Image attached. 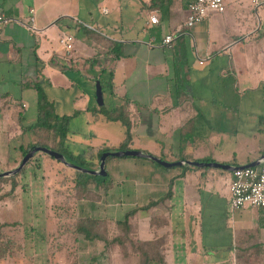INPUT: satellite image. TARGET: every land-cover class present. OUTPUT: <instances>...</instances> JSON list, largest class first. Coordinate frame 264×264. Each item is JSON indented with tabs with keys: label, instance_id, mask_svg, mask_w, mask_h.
<instances>
[{
	"label": "crops",
	"instance_id": "1",
	"mask_svg": "<svg viewBox=\"0 0 264 264\" xmlns=\"http://www.w3.org/2000/svg\"><path fill=\"white\" fill-rule=\"evenodd\" d=\"M81 1L30 0L31 5L27 9L22 0H16L14 5L7 4L4 0L0 2V14L13 19L0 29V132L3 131L2 133L6 138L10 139L9 128L14 125L19 129V132H16L12 139L17 138V133L18 136L20 134L19 122L14 117L16 106L13 103L16 100H19L21 104L19 107H21V121L24 125L29 124L25 118L27 116L32 118L33 116H30L29 112L26 111L32 99L29 91L33 90L36 93L32 87L33 83L47 84L48 87H59L62 90L74 87L73 80L67 76V72L64 73L60 70L59 64L74 67L76 63L78 65L82 62L83 65H79V68L88 66L89 69L98 72L104 69L106 75L111 74L113 94L110 92L111 95H109L111 99L120 100V104L115 106L122 105L124 98L129 101L128 110L132 121L131 149L150 152L144 149L145 145L144 147L140 143L135 145L137 140L144 138L146 143L149 142L148 147L151 150V155L170 156L171 158L164 159L169 162L194 160L189 159L193 156L203 157L204 154L201 150L210 146L206 140L212 139L213 132L214 139L212 141L217 140L219 126L215 119H210L207 123L208 131L203 132L200 129L193 131V138L190 137V139L196 140L195 146L190 144L188 139L185 141L184 147H181L179 142V148L174 151V142L170 144L162 142L172 140L174 132H182L185 126L189 124L188 119L192 115L190 98L206 99L209 93V100H211L216 89L218 97L221 98L227 97V93L234 89L238 92L241 89L245 93L261 92V97L264 98L262 96L264 93V0H258L257 4L252 3L251 0H224L225 10L219 14L223 22L228 19L226 17L229 14V5L232 7L231 11L236 14L241 6L244 16L242 23L234 24L236 28L234 32L244 33V35L240 52H234L233 55L232 51L236 43L233 45L230 42V37L225 31L218 34L214 30L212 14L198 23L200 26L194 28L193 43L189 36H184L182 40L177 42L174 49L170 50L159 46L157 42L160 41L161 37L183 21L181 17L176 22H172V18L183 12L187 14L188 3L192 0H172L170 4L165 2L163 8L157 9H146L144 4H148L150 0L144 2L140 7V12L145 14L141 20L140 31L147 34L144 37L127 41H122L121 36L116 37L109 33L116 25L114 22L116 20L115 15L113 20L99 18L97 14H92L88 5L86 8L85 3L81 5ZM103 2H108L112 7H116L117 0H103ZM30 11L33 12L36 32H33L27 24L21 23L29 17ZM102 11L104 16H109L112 10L103 7ZM152 12L157 13L159 17L158 26H148V16ZM61 18L62 20H59ZM78 23L98 29L109 40L121 42L124 56L117 60L105 56L106 49L88 40L82 31V38L77 39L67 29L71 27L78 29ZM204 23L206 36L201 35L203 30L201 24ZM147 26L148 29H146ZM152 30H158V35L149 34ZM62 33L70 34L74 38L73 50L70 52H67L60 43L59 38ZM151 37H154L156 41L153 45L148 44ZM227 46L229 47L227 48ZM198 49L204 53V58H209L208 61L212 60L215 54L218 55L217 59L230 54V60L233 61L232 66L240 67L241 72L232 71V76L236 78L228 83L223 78V72H226L225 75H227V68L219 69L218 79L215 76V79L211 78V68L204 72L196 71L195 68L207 65L205 62L200 63ZM164 50H169L171 53L165 54ZM169 56L174 61L176 58L183 59L184 63H190L189 59L192 56L195 59L191 67H188V71H184L180 75L184 78L182 80L186 82L183 95L181 93L173 95L174 92L170 89L175 76L170 73L169 64L171 60L168 65L165 64L170 59ZM89 59H96L97 66L90 67L88 63H85ZM219 62L221 61L219 60ZM207 66H212V64ZM173 69L175 70L174 67ZM176 70L178 71V68ZM180 70L182 69L180 68ZM71 71L75 72L74 70ZM191 71L195 78H203L206 83L209 81L212 85H201L193 90L192 79H190L192 77ZM236 72L237 74H235ZM93 83L95 82L93 81ZM238 100H242V98L238 97ZM239 105H242V102ZM244 105L247 108H252L248 114L251 117L254 116V119L238 120L236 133L240 135L238 136L240 139L241 134L253 138L256 141L255 146L245 151L248 146L244 149V143L242 147H237L238 149L228 150L229 153H226L225 157H217L215 162L239 167L258 162L264 158V109L262 110L260 106H255L249 101ZM202 135H206V137H202ZM151 162L156 163L153 160ZM139 165L142 169L145 165L150 168L146 163ZM184 165L187 164L179 166ZM157 171L159 170H154L155 177L158 176ZM182 173L180 170H162L160 180L155 179L154 176L153 181H150L153 177H148V180L143 182L135 180L131 186L132 192H135L138 199H143L145 196L149 199L141 205L138 203L132 207L137 210L135 216L130 218L135 228V239L158 241L163 264H264V209L243 207L233 211L230 220L227 218L222 220L220 227L217 219L211 234L210 249L204 250L205 247L201 249L204 244H197L193 239L194 235H199L198 232L195 233L197 230L196 219L194 216H191L190 219V216H185L187 205L191 198H194L193 204H199L200 199L202 202V197H207V200L211 201L213 205L219 203V193L214 188L213 183L226 179L228 184L226 191L229 193L232 175L231 173L211 171L204 174L205 172L202 173L201 170H193L190 172V176L198 182L197 186L194 183L189 185ZM216 174H219L220 177H213ZM163 176L166 179L162 178ZM204 178L207 180L202 183L201 179ZM206 185L209 186V194H204L205 191L202 190ZM169 187L172 189L169 190ZM173 189L174 191H172ZM220 202L222 203V201ZM149 203H152L149 208L142 209L144 205ZM144 220L146 221L145 224ZM191 220L194 223H190ZM141 224H143L142 227ZM187 224L193 227L189 228ZM143 232L145 235L141 234ZM225 233L228 239L224 244L221 239ZM95 243L83 242L81 246L85 248L94 247L96 246ZM100 247L102 249V244ZM101 249L97 252L95 250L93 253H99ZM225 252L226 255L223 256ZM89 260L84 264L96 263L92 262L91 258ZM77 264L82 263L77 260ZM97 264L104 263H99L97 259ZM105 264H138V262L132 258H124L118 253H113ZM147 264H161V262L157 260Z\"/></svg>",
	"mask_w": 264,
	"mask_h": 264
},
{
	"label": "rangeland",
	"instance_id": "2",
	"mask_svg": "<svg viewBox=\"0 0 264 264\" xmlns=\"http://www.w3.org/2000/svg\"><path fill=\"white\" fill-rule=\"evenodd\" d=\"M146 1L148 0H117L116 7H112V5L108 2L104 3L103 0H82L80 4L82 5L85 3V8L88 5L91 8L92 14H97L98 17L102 19L113 20L115 15L116 20L114 22L116 25L109 33L116 37L121 36L122 41H127L134 40V38L137 37H144L147 34L140 31L141 20H143L145 15L143 12H140V7ZM0 2H3V0H0ZM4 2L14 5L16 0H4ZM22 2H24L26 9L31 5L30 0H22ZM103 7H106L108 10L111 9V15L104 16L105 14L102 11ZM231 9L232 7L229 5V14L226 17L228 18L226 22L222 21L221 15L218 13H212V27L216 32H218V34L225 31L230 37V42L233 45L236 43L235 48L232 51L233 55L234 52H240V48L243 45L242 40L244 35V33L240 34L239 32H234V30H236L234 24L242 23L244 21V16L241 11V6L237 14L231 11ZM29 16H31V14ZM181 17L184 21L187 14L183 12L182 14L175 15L171 21L176 22L181 19ZM198 26H200V24H196L194 27L189 28L187 34L183 35V37L189 36V39L193 43V31L194 28ZM201 26L203 28L201 35L206 36L205 23L201 24ZM104 29H106V27H104ZM67 30L74 34L77 39L80 37L82 38V33L79 28L76 29L75 27H71ZM158 32V30H152L149 34L157 36ZM180 40H178V42ZM228 47L229 46H227V48ZM197 51L200 55V61H202V63L205 62L207 65L212 64V66L206 65L199 68L197 67L195 68L196 71L199 70L204 72L208 68H211V78H214L215 76L218 79V73L220 72L219 69L227 68V75H225L226 72H223V78L228 83L236 78L232 76V71L235 72L236 70L237 72H241L240 67L232 66L233 61L230 60V54H226L224 58L219 57L218 59V55L215 54L212 57V60L208 61L207 59L209 58L203 57V52L199 49ZM163 52H165V54L171 53L169 50H164ZM169 58L170 59L167 60L165 64L168 65L171 60L169 64V67L171 68L170 73L175 76V78L173 77V83L170 89L174 92L173 95L176 93H181V95H183L186 82L182 80L184 78L183 76L180 77V75L184 71H188V67H191L195 59L192 56V58L189 59L190 63H184L183 59L176 58L174 61L171 59V56H169ZM219 60L221 62H219ZM87 67L83 66L75 72L70 71L68 73L67 76H69L74 83V87L72 89L62 90L59 87L51 88L48 87L49 85L47 84H41L48 98L53 102L54 110L57 114L71 115L77 111L76 117L70 121L68 130L70 148L75 152L81 150V148L86 145H100L101 143H106L108 147L115 148L121 143L125 133V128L120 122L108 121L104 116V112L110 108H115V105L120 104L119 99H111L110 87H107V85H105L103 91V103L105 105L101 109L102 113L99 112L101 106L97 104L93 77L101 75L102 78L107 81L110 74L108 73L106 75L105 72H98ZM177 68L178 71L176 70ZM180 68L182 70H180ZM237 72L235 74H237ZM206 78L210 80L208 77ZM190 79H192L193 90L199 88L201 85H212L209 81L206 83L203 78H195L194 74ZM193 90L192 93L194 94ZM216 91L212 94V99L214 98L213 100L211 99L212 101L209 100V93L207 94L206 99L190 98L192 115L188 119L189 124L185 126L182 132H174L172 140H168L167 142L162 141L166 144L174 142V151L179 148V142L180 146L184 147V143L188 139L190 144H194L195 146V144H197L196 140L190 139V137L193 138V131H197V129H200L203 132L208 131L209 129L207 123L210 119H215L219 126L217 140L212 141V139H214L213 132L212 139L206 140L210 146L201 150L204 154L203 157L193 156L189 157V159L194 160L185 161L215 162L214 160L217 157H225L226 153H229L228 150L238 149L237 147H242V144L244 143V149L248 146L245 151L250 150L255 146L256 141H254L253 138H248V136H243V134H241V139L238 137L240 135H237L236 133V124L238 120L250 118L254 119V116L251 117L248 114L252 111V108H247L244 105L247 101L251 102L255 106H260L262 110L264 109V98L262 99L261 92L245 93L241 89L239 92L234 89L233 91L227 93V97L221 98L218 97ZM29 95L32 99L30 100V104H28L29 106L26 111L29 112L30 116H34L36 93L35 91L30 90ZM262 96H264V93H262ZM238 97L242 98V100H238ZM241 102L242 105H239ZM257 111L259 110L257 109ZM93 112L96 114H93ZM196 116L197 119L195 120ZM25 119L26 122L29 123L34 121V118L28 116ZM13 121L16 120L13 119ZM3 126L2 128H4ZM2 132H0V172L12 170L21 161L15 150L19 148L20 145L18 133L17 138L12 139V136H14L16 132H19V129L16 125L9 128V133L11 134L10 139L6 138ZM30 136H32L31 133ZM203 136L206 137V135H202V137ZM139 143L142 144L143 147L145 145L144 149L150 151L146 153L151 155V150L148 147L149 142L146 143L145 139L142 138L141 140H137L135 145ZM7 154L9 155V158H6ZM35 155L36 153L32 158H34ZM153 157L159 158L165 162L169 161L164 159L171 158L167 155ZM32 158L29 159L31 161L25 168H22L16 174L9 176L11 177L10 179L9 177H4L8 179L2 183L0 198L2 195L3 197L0 199V224H4L3 230L14 242L13 247L15 257L0 261V264H77V260L84 264L90 261L89 259L94 254L93 252H95V250L97 252V250L101 249V243L96 242V246L85 248L81 246L83 244L81 240L77 241L74 235L70 233L65 234L63 232L65 229H69L72 226L73 216H79L77 215V212L80 207L81 211L78 214L91 213L92 211L89 206V202L74 201V193L72 190L73 182L69 179L71 176V171L69 170L70 168L64 166L61 162L51 158L45 153L38 154L34 159ZM8 162L10 164H8ZM141 163L148 164L150 168L145 165L142 169L139 165ZM7 164L10 166V169H8ZM63 166L66 169H64ZM188 166L164 167L158 163L151 162L150 159L148 160L143 157L135 156L110 158L106 165L109 177L112 180V190L108 196V200L110 201L108 210L109 212H112L113 216L109 217H121L119 215L124 210L132 208L138 203V205H141L149 200L146 196L143 199H138L135 192H132L133 189L131 186L134 184L135 180L143 182L147 181L148 177H155V169L159 170L156 172L158 176H156L155 179H161L160 172L162 170H180L183 172L182 175H184L185 181H188L189 185L194 183L198 186V182L190 176V172L197 170V167L192 165ZM137 167L139 168L137 169ZM154 177L150 181H153ZM162 178L166 179L164 176ZM11 179L15 182L14 191H10L12 186ZM63 180L64 183L62 185L61 182ZM213 185L219 193V203L213 205L211 201L207 200V197H202V202L200 199L199 204L195 205L192 203L194 198H191L190 203L187 205V212L185 214V216H190L189 219L191 216H194L196 219L195 223L197 224V230L195 233L198 232L199 235H194L193 239L197 244L206 245L207 247L204 245L201 246V249L204 247L206 248L204 250L210 249L209 244L211 234L213 233V227L216 224V220L218 219L220 227L222 220L225 218L230 220V216H233L229 206V193L226 191L228 190L227 180L221 179L214 182ZM171 189L169 187V190ZM174 189L172 191H174ZM208 189L209 186L207 185L202 189L205 191L204 194H209ZM220 201H222V203ZM145 223L146 221L144 220V224ZM190 223L194 222L191 220ZM142 225L143 224L140 226L142 227ZM187 225L189 228L193 227L190 224ZM115 231L116 229L113 226L111 233L113 234ZM141 234L145 235V232ZM227 239V234L225 233L221 239L222 243L225 244ZM192 245L194 246L193 242ZM224 255H226V252L223 256ZM105 260L108 261L106 256L103 255L98 258L99 263L103 262L105 264ZM94 262L96 263L93 264H97V260H94ZM89 264L92 263L90 262Z\"/></svg>",
	"mask_w": 264,
	"mask_h": 264
},
{
	"label": "trees",
	"instance_id": "3",
	"mask_svg": "<svg viewBox=\"0 0 264 264\" xmlns=\"http://www.w3.org/2000/svg\"><path fill=\"white\" fill-rule=\"evenodd\" d=\"M171 1L172 0H150L149 3L144 4V6L146 9L163 8L165 2L170 4ZM59 20H62V18ZM78 28L86 35L88 40H91L98 46L106 49L105 56L110 57L114 60L120 59L124 56L121 42L109 40L96 28H90L89 26L80 23H78ZM183 35H180L175 39V42L170 50L176 47L178 40H182ZM157 43H159V46H161L160 41H158ZM85 63H88L90 67L97 66L96 59H89ZM81 64L82 62L78 65L76 63V66L74 67L72 65L59 64L58 67L64 73H69L71 70L77 71L78 69H80L78 66ZM100 71L102 73L105 72L104 69ZM96 80L100 82L102 93L104 91L105 85H107V87H110V90L112 89L111 74L107 81H105L101 75L94 76L93 81L95 82ZM32 87L36 90L35 113L32 117L34 118V121H31V123L24 125L21 121L22 112L20 109L21 107H19L21 105L20 101L16 100L13 103L14 106H16L14 117L18 120L20 127V134L18 136L20 145L19 148L15 149L20 159H22L23 156L33 147H46L63 154L69 162L75 165L94 170L98 167L99 158L103 152L111 150L131 149L132 121L130 118V112L128 110L129 101L126 98L123 99L122 105L115 108H110L109 110L104 112L106 120L111 122H120L121 125L124 126L125 133L121 143L115 148L108 147V145L106 144L86 145L85 147H82L81 150L75 152L70 148L68 130L70 121L74 117H76L77 111H75L71 115L57 114L54 110L53 102L48 98L42 86L37 82L33 83ZM110 92L113 94L112 90ZM104 105V103L101 105L99 109L100 113H102L101 109L104 107ZM94 112L93 114H96ZM30 133L32 134V136H30ZM27 134L29 135V137ZM41 153L43 152H38V154ZM38 154L36 153L34 158ZM112 157L114 156H108L105 160V176H93L81 171L69 169L71 171V176L69 179L73 182L72 190L74 193V201L89 202V206L91 207L92 211L91 213L78 214L81 211L80 207L79 211L77 212V215L79 216H73L72 226L69 229H65L63 232L65 234L70 233L74 235L77 241L81 240L83 242L90 243L100 242L102 244V249L100 250V252L92 255V262H94V260L96 261L99 256H106L108 260L111 254L118 253L124 258L129 257L136 260L138 264H147L148 262L157 260L160 261L161 264H163L162 256H160L158 241H140L135 239V228L132 225L130 218L132 216H135V213L137 212L136 208H129L124 210L119 215L121 217H118L116 219L109 217L113 216L112 212H109L108 210V207L110 206L108 196L112 188V180L109 177L106 165L109 159ZM6 158H9L8 154ZM30 161L31 160H29L23 168H25ZM8 164L10 163L8 162ZM8 169H10L9 165ZM64 169L66 168L64 167ZM197 170H201L202 173L205 172L204 174L210 171L217 173H232L228 170L211 167H198ZM215 176L220 177L219 174H216L213 177ZM10 178L11 177H9V179ZM6 179L8 178L0 177V192L2 191V183H4ZM206 180V178L201 179V182L203 183ZM11 182L12 186L10 191H14L15 182L14 180H12ZM63 183L64 180L61 182V184L63 185ZM2 197L3 195L1 196V198ZM150 205H152V203L144 205L142 209H147L150 207ZM113 226L115 227L116 231L112 234L111 231ZM3 228L4 224H0V261L15 257L13 247L14 242L8 236V234L5 233Z\"/></svg>",
	"mask_w": 264,
	"mask_h": 264
},
{
	"label": "built area",
	"instance_id": "4",
	"mask_svg": "<svg viewBox=\"0 0 264 264\" xmlns=\"http://www.w3.org/2000/svg\"><path fill=\"white\" fill-rule=\"evenodd\" d=\"M257 4L258 0H251ZM225 10L224 0H192L187 6L186 19L178 24L173 30L164 34L160 39V45L170 49L175 39L180 35L187 34L188 29L205 20L212 13L221 14ZM22 24H27L33 32L37 31L34 25L33 12ZM13 19L0 14V29L10 23ZM159 24L156 13L148 16V26ZM146 27L148 29L149 27ZM60 43L67 52L73 50L74 38L72 35L62 33ZM155 38L148 40L149 45H153ZM202 64V61H200ZM231 181L229 184V206L231 211H237L243 207L264 209V164L251 167H237L231 171Z\"/></svg>",
	"mask_w": 264,
	"mask_h": 264
},
{
	"label": "water",
	"instance_id": "5",
	"mask_svg": "<svg viewBox=\"0 0 264 264\" xmlns=\"http://www.w3.org/2000/svg\"><path fill=\"white\" fill-rule=\"evenodd\" d=\"M95 96L97 100V104L101 106L103 104V95H102V88L100 85V82L98 80L95 81ZM37 152H43L51 157H53L55 160L61 162L64 166L74 169L77 171H81L84 173H87L89 175L93 176H105L106 171H105V160L108 156H114V157H122V156H135V157H143V158H148L153 160L154 162L164 166V167H172V166H179L183 164L187 165H192L195 167H211V168H221L224 170H229L233 171L235 168L238 166H233L230 164H223V163H218V162H197V161H175V162H165L162 161L159 158L153 157L143 151L135 150V149H130V150H111V151H105L101 154L99 158V164L97 169L90 170L83 168L81 166L75 165L71 162H69L65 156L59 152H56L52 149L46 148V147H33L31 148L21 159L20 163L13 168L12 170L8 171H3L0 172V177H9L17 172H19L23 166L29 161L30 158L33 157V155ZM264 164V158H261L258 162H254L249 165H244V166H239V167H251V166H258Z\"/></svg>",
	"mask_w": 264,
	"mask_h": 264
}]
</instances>
